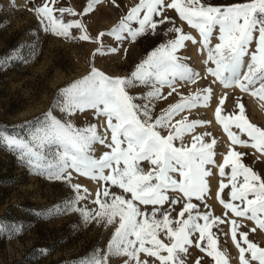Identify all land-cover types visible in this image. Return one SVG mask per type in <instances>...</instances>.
Here are the masks:
<instances>
[{"label": "snow or ice", "instance_id": "obj_1", "mask_svg": "<svg viewBox=\"0 0 264 264\" xmlns=\"http://www.w3.org/2000/svg\"><path fill=\"white\" fill-rule=\"evenodd\" d=\"M101 2L87 0L78 14L70 7L57 8L59 0H43L31 11L44 32L91 42L81 20L65 22L63 17L66 13L87 15ZM169 10L197 31L199 41L175 25L167 15ZM133 23L138 27H133ZM71 29L79 30V36H73ZM105 35L132 43L148 35L173 38L150 51L128 75L109 76L93 65L87 75L58 89L49 110L41 116L12 126L13 131L0 126V147L17 156L30 174L63 181L75 193L37 213L39 218L76 212L85 223L95 221L113 229L103 251L96 247L73 264H111L117 258L121 264H185L182 257L189 255L192 246L214 264H230L228 254L219 249L218 237L212 232L213 227L225 223L230 225L239 264H264V247L249 239L250 233L264 232V172L256 168L257 163L264 164V128L249 120L240 98L236 99L235 110L223 115L227 93L219 98L215 120L230 143L223 162L217 166L219 176L227 177L228 182L220 181L216 196L225 216L231 213L253 222L254 227L245 232L240 230L245 225L236 219L225 220L213 216L211 211L201 212L192 202L193 198L204 200L208 191L206 178L211 172L206 166L216 163L217 142H206L209 134L204 133L193 135L190 146L186 145L185 134L208 122L189 121L186 116L175 119L186 110L206 106L212 94L210 87L188 96L177 92L178 82L195 83L199 76L177 54L186 41L199 43L206 52L203 63L214 65L206 68L214 82L264 101V0H139L110 31L100 32L95 42L100 43ZM213 38L218 40L214 45ZM23 47L0 58V69L15 60L27 62L30 57L21 55ZM31 48L34 55L35 45ZM118 51L116 47L105 49L101 43L93 56ZM124 51L126 54L127 49ZM165 87L170 89L167 96L162 93ZM137 88L149 90L136 92ZM173 93L180 96L179 101L157 114L153 102ZM54 111L60 113L59 117ZM86 112L97 121L103 118V133L98 124L86 120L84 126L76 125L75 117ZM96 145L106 150L97 156ZM238 148L254 150L251 165L244 162L249 154ZM226 168H230V173L225 172ZM73 172L100 185L90 201L96 207H77L90 194L87 188L72 183ZM229 186L230 200L226 202L220 193ZM182 200L178 218L173 220L172 213ZM25 227L0 220V236H15ZM48 253L47 249L39 252ZM141 255L145 258L141 259ZM196 264H202V258Z\"/></svg>", "mask_w": 264, "mask_h": 264}, {"label": "rangeland", "instance_id": "obj_2", "mask_svg": "<svg viewBox=\"0 0 264 264\" xmlns=\"http://www.w3.org/2000/svg\"><path fill=\"white\" fill-rule=\"evenodd\" d=\"M139 0H102L96 5L93 11L87 15L71 16L67 13L63 19L65 22L79 19L87 29V34L92 41H80L79 39H65L43 31L35 13L31 11L36 6L43 3V0H0V58L8 56L13 49L25 45L21 49L23 57H30L25 62L23 59L15 60L6 67L0 69V126H8L13 131L12 126L20 125L25 121H32L35 117L41 116L49 110L53 99L58 91L73 81L82 78L90 71L91 66L109 76H126L147 54L159 44L166 42L173 36H144L138 38L135 43L125 40L116 41L113 37L105 35L101 37V42L96 43V37L100 32L110 31L125 16L128 10L138 3ZM213 3L220 0H212ZM229 2H245V0H229ZM87 0H59L55 6L70 7L76 13H81L86 6ZM57 15H59L57 13ZM170 16L177 27L182 28L184 33L193 36L199 41V34L185 22L179 20L174 10H169ZM170 25H166L168 27ZM133 27H138L133 23ZM73 36H79V30H70ZM163 31V30H161ZM218 40L213 38L212 45ZM107 48H119L115 54L103 56H93L94 50L101 46ZM35 45V54H32L31 46ZM254 47V45H253ZM125 49L127 53L125 54ZM184 57V63L194 72L199 73L195 78L196 82H178L177 92L183 96L196 94L205 88H211V98L206 106L198 105L195 108L186 110L175 117L180 119L184 116L191 120L207 121L203 126H197L193 132L185 134V144L190 146L193 135L208 133L206 142L216 140L214 151L215 165L206 166L211 175L206 178L208 181V191L204 200L196 201L201 212L211 211L213 216H220L222 219H236L245 225L241 231L248 232L254 227L253 222L243 218H237L228 213L217 200L220 181L223 179L227 183V177H220L218 165L223 162V156L227 153L229 141L222 126L215 120V108L218 106L219 98L227 93V100L223 106V115L231 114L235 109L237 98H240L246 106V115L249 120L259 127L264 128V101L251 96L248 93H241L238 89H224L219 82H214V78L206 73L207 67H214L210 62L204 64L206 52L202 51L199 43L192 44L185 42V47L177 53ZM147 88H137L136 92H146ZM170 91L165 87L162 89L163 95L167 96ZM180 96L173 93L167 99L156 100V113L161 109H166L170 104L178 102ZM54 115L59 117L60 113L54 111ZM88 123H96L99 131L103 133V118L96 120L90 112L83 116H76L75 123L82 127ZM233 130H235L233 128ZM110 136V133H109ZM246 138V137H245ZM177 145L179 141L176 142ZM96 155L101 154L104 149L100 145L95 146ZM241 152L249 155L244 162L251 165L255 159L251 148H238ZM147 167V165H144ZM256 168L264 172V164L257 163ZM230 173V168L225 169ZM72 183L80 184L87 188L89 197L81 201L77 207L94 208L90 201L95 198V194L100 185L86 177L79 176L73 172ZM113 191H117L113 189ZM230 186L220 193L226 202L230 200ZM75 196L72 188L63 181L48 180L46 177L30 174L27 167L23 166L17 156L11 154L0 147V220L10 223L26 225L20 233L15 236H0V264H73L80 257L85 256L91 250L99 247L104 250L111 237L113 229L105 228L103 224L95 221L85 223L79 213L69 212L53 218H39L37 213L51 208L53 205L65 201ZM179 198V196H177ZM176 206V212L172 213V219H177V213L182 207ZM235 203H239L238 201ZM206 205V207H205ZM186 218V217H185ZM203 223V221H200ZM230 225L221 224L219 228L213 227L212 232L218 237L219 249L228 254L230 264H239L238 250L235 248L229 232ZM198 237V233L196 234ZM249 239L261 247H264V232L257 230L249 234ZM167 242V241H165ZM206 243V241L204 242ZM47 249V255H40V250ZM145 257L141 255V259ZM185 264H196L198 258H202V264H214L210 257L202 253L195 246L189 248V255L182 257ZM111 264H121V259H113Z\"/></svg>", "mask_w": 264, "mask_h": 264}]
</instances>
